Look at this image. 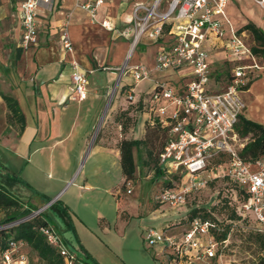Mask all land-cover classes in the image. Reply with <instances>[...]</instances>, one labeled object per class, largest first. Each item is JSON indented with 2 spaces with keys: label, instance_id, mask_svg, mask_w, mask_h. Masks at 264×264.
Here are the masks:
<instances>
[{
  "label": "crops",
  "instance_id": "0c3cea01",
  "mask_svg": "<svg viewBox=\"0 0 264 264\" xmlns=\"http://www.w3.org/2000/svg\"><path fill=\"white\" fill-rule=\"evenodd\" d=\"M137 1L148 4L153 2V0H106L99 9L98 21L95 22L85 8L78 6L77 0H53V7L43 6L40 9L39 45L23 49L21 53L18 50V42L22 35V27L17 12L22 0H16V5L11 12L0 3V22L4 23L2 27L5 28V31L2 27L0 28V35L8 32L5 21H8L9 15L18 38L13 69L6 62L0 71V183L23 203L31 204L37 209L55 199L45 206L42 213L44 215L45 210H53L57 219L67 229L73 231L70 239L62 240L76 253L80 263L90 258L98 264H134L121 257L114 246L115 239L119 236H128L135 227L131 219L132 213L128 210L132 207L131 200L121 195L122 191L118 189V193L115 194L117 199L115 218L111 221L104 216L106 214L98 213L99 219L97 218L96 222L87 220L82 215L76 201L96 187L91 183L90 178L100 175L103 172L102 167L109 172L110 167H101L100 161L103 162L111 156L114 160L113 165L117 164L122 169L119 148L121 141L144 139L146 123L153 121L149 114L148 116L144 114L143 110L137 111L135 102L131 103L127 100V90L133 79L130 75L122 76L121 73L124 67L138 63L154 67L157 51L166 44L163 43L166 37L159 41L151 40L153 43H148L150 38L142 36L131 53L133 35L127 36L125 32L132 24L133 5ZM168 1L165 0L162 3V10L167 9ZM238 3L247 9L250 4L248 0H231L226 10L227 17L234 30L245 31L250 35L251 32L248 29H242L247 23L237 26L234 22L232 13ZM254 4L259 6L255 0ZM259 8L264 13V9L260 6ZM249 13L257 19V16L254 17L256 13L254 8ZM104 19H108L115 30L103 27L101 21ZM261 21L259 26L263 31V14H261ZM65 28L72 42V52L67 51L63 46L62 33ZM139 45H142V51L137 53L136 49ZM212 54L216 61L215 71L219 75L220 70L224 71L228 68V64L221 63L222 55L219 51H213ZM134 56L136 60L132 61ZM141 57L147 59L140 60ZM72 60L79 63L87 76V94L82 100L72 98L73 69L70 64ZM262 68L264 69V66L259 69L262 70ZM165 72H154L151 79H148L149 82L153 85L155 79L163 77ZM178 77H180L179 72ZM119 80V86L113 94ZM261 80H264V71H261V75L251 84L246 94L253 92L257 94V100H260L262 94L256 92L255 86ZM109 94H113V97L115 95L113 103L109 102ZM3 95L17 100L24 115L23 128L20 123L11 122L10 110ZM136 95L137 98L141 95L139 101V107H141L144 103L142 99L146 98L148 93L140 92ZM258 104L259 102H255L257 109H259ZM139 112L146 115L143 124L135 118L127 129H123L121 120L116 118L123 113L134 118ZM243 115L264 124V113L260 115L252 109L250 112L246 109ZM97 122L98 127H101L94 139L91 131ZM137 129L141 131V135L132 136V132ZM138 158L139 153L135 150L136 162ZM81 161L90 164L84 174L85 181L75 184V192H66L62 196L66 189L63 185L71 175L73 176L70 180L75 177L76 168ZM138 172L137 169L135 179L129 180L131 183H135ZM123 179L125 183L124 174ZM35 181L42 183V185H35L43 191V194L34 188ZM105 190L109 191L108 188ZM132 193L131 188V193L128 194ZM149 210L151 214H154L156 209L152 207L151 210L150 207ZM44 217L52 224L46 215ZM181 218L185 219L186 215H182ZM167 220H164L161 230L173 226L166 222ZM150 227L153 226L145 225L143 229H146V232ZM99 228L104 231L106 241L99 236L97 232ZM177 228V226L171 227L173 231L178 230ZM156 249L155 257H162L163 255L159 254L160 249ZM163 258L166 261L164 256ZM152 262L151 264H157L155 261Z\"/></svg>",
  "mask_w": 264,
  "mask_h": 264
},
{
  "label": "built area",
  "instance_id": "2783aa9c",
  "mask_svg": "<svg viewBox=\"0 0 264 264\" xmlns=\"http://www.w3.org/2000/svg\"><path fill=\"white\" fill-rule=\"evenodd\" d=\"M106 0H77L93 21H98V11ZM153 0L151 4L137 1L133 5V19L125 34L133 32L131 50L142 36L163 45L156 53L154 67L143 63L126 66L123 75H130L135 84L151 79L154 72L172 69L179 72L178 89L155 80V86L142 99L153 119L168 129V138L160 153V165L166 173L180 176L179 184L172 181L160 192L161 203L173 207L184 205L187 197L197 193L217 179H229L239 188L234 206L240 219L249 221L248 227L264 232V155L256 160L245 159L241 151L247 144L237 130L240 117L247 108L244 94L252 77V69L261 66L256 61L252 47L253 37L245 31H236L227 17L231 0ZM264 9V0H255ZM53 7V0H22L17 17L22 27L18 46L28 49L39 45L41 7ZM143 12V14H141ZM103 27L115 30L104 19ZM264 32V30H263ZM64 48L72 52V42L67 28L62 33ZM213 51L222 55V64L228 68L216 73ZM254 63L247 65L245 61ZM72 72V98L82 100L87 94V76L79 63L70 62ZM215 73L218 77H216ZM119 82L114 90L116 92ZM134 85L127 90V100L138 103ZM112 94V96H113ZM131 193V181H127ZM34 210L22 219L0 226V230L33 218L42 213ZM220 219L197 217L187 222V227L174 232L171 227L158 230L150 227L146 241L156 246L166 258V264H216L229 244L228 237L219 242L216 231L222 230ZM50 245L57 249L63 264H82L74 251L64 243L54 226L40 229ZM28 244L23 239H10L0 249V264H26ZM160 254V255H161Z\"/></svg>",
  "mask_w": 264,
  "mask_h": 264
},
{
  "label": "rangeland",
  "instance_id": "374dc122",
  "mask_svg": "<svg viewBox=\"0 0 264 264\" xmlns=\"http://www.w3.org/2000/svg\"><path fill=\"white\" fill-rule=\"evenodd\" d=\"M248 1L250 2V4H248V9L245 6L242 7V4H240L241 2L238 3L237 7L234 8V13L232 14L234 22L237 26H241L244 23H248L250 21L254 22L256 25L259 26L262 22L261 14L264 15L263 11L259 8V6L254 4V0ZM0 3L3 6H6L9 9V12H11L16 5V0H0ZM253 8L256 12L254 17L257 16V19L253 18L252 14L249 13L251 10H253ZM231 10L233 11V9ZM7 17L8 21H5V23L8 25V32L7 34L0 35V65H2V67H0V71L3 69V66L6 62L8 63V66L10 68L14 67V52L15 48L18 47L17 35L15 33L12 22L10 21L9 15ZM2 24L4 25L3 22H0V28L2 27ZM2 29H4L5 31L4 27H2ZM131 35H133L132 31ZM151 40L153 41V39H150L148 43H151ZM141 49L142 45H139V47H137L136 49L137 53L142 51ZM255 56L257 63L260 66H264V59L261 56ZM146 59L142 58L140 60ZM133 60H136V56L133 57L132 61ZM245 63L247 65H251L254 62L252 60H248L245 61ZM165 71L166 72L163 77L155 80L165 82L167 83V86H173L174 88L178 89V87L181 86V79H179L178 77V72L173 71L172 69ZM261 71H264V69L262 68L261 70L258 68H253L252 73L250 74L252 77L251 81L259 77V75H261ZM130 85H134L133 91L136 94H139L140 92H143L144 94H149L150 92H152L155 83L152 85V83L149 82L148 79H145L140 81V83L135 84L134 81L131 80ZM255 89L256 92L262 94L263 99L261 98L262 100H257V94L253 92L247 94L245 93L244 99L247 104L246 109L247 112H250L252 109L255 113L262 115L264 113V80H261V82L257 83ZM140 98L141 95H138L137 99ZM108 99L110 100V103H113L115 95L113 97L111 94H109ZM255 102H259V109L256 108ZM139 104V102L136 103L138 109L137 111L143 110L144 114L146 113L148 116V108H146L147 104L145 106L143 103L141 107H139ZM140 114H142V116ZM144 114L139 112L137 117H134L132 119L136 118V121H138L139 123L142 122L143 124L144 116L146 117V115ZM98 122L95 124L93 130L91 131V136H94V139L97 137L101 127H98ZM138 129L137 131L132 132V136L139 137L141 135V131L139 132ZM250 137L251 135H248L247 137L241 136L244 142H248ZM162 143L163 140L159 135L157 136V138H155V144H152L151 147L148 146V149H151L150 151L153 152V156L151 157L147 156L145 147L141 148L137 162V169L141 174L139 175L138 172V177L135 183H132V194H128L126 192V188H128L127 185L126 188H123L124 179L122 169H120L117 164L113 165L112 162L114 160L110 156L106 158V160H103V162L100 161L101 167H110L109 172L106 171V169L104 170L102 167L103 172L100 175L90 178L91 183L95 184L96 187H94L91 192H87L83 198L77 199L76 201L78 209H80L83 213L82 215H84L87 220L91 219L96 222L98 218V213L106 214L104 216L113 221L116 215L117 199L115 194L118 193V189L122 191L121 195H124L125 197H128L129 200H131L130 204H132V207L127 209L132 213L131 219L135 223L133 232L129 235L125 233V235L128 236H119L118 239H115V241H113L116 252L120 254V256L123 257L127 262H133L134 264H151L153 263L152 261H155L157 264H160V262L163 264L164 261V264H166V261L163 258L164 255H161L162 257L159 258L155 257L154 250L157 251L156 248L158 247L148 245L145 239L146 229H143L145 225H152L153 227H156V229L161 230L160 228H162L164 220L171 218L166 222H168L169 224H173V226L171 227L177 226L178 230H174V232H179L183 228L187 227L186 224L189 221L186 218L183 220L181 216L185 214L186 217H190V209H193L194 207L201 208L203 206L213 207V209H211L212 216L217 217L221 221L224 220L225 223H228L230 221L229 219H231L232 217L231 215L233 213V209L235 210L234 206H236L237 204L236 199L238 197L236 196V194L238 193L239 188L233 181L227 178H221L210 182V184L205 188L201 189L197 193L188 196L184 205L173 207L169 204L161 203L159 200L160 192L162 191V189H164V187H167L169 185L168 182L170 181V183H172V181H176L179 184L182 182L180 176H172L166 172H163L161 176L158 175L157 170L159 167H161L160 159L158 158V153L163 151L164 147ZM89 165L90 164H85V161H81V163L78 164L75 171V177L70 180L73 176L71 175L70 179L66 181L63 185V187H65L66 189L64 190L62 196L66 192H75V184H81L85 181L84 174ZM102 176L104 178H102ZM35 184L42 185V183L39 181H35L33 182V186L35 189H38L40 193L43 194V191L39 189ZM57 185L60 186V184ZM105 188H108L109 191H106ZM150 207L151 210L152 207L156 209L154 214H151V211L149 210ZM206 210L210 211V209ZM4 215V211H0V218L4 217ZM44 215L49 218L52 223L50 225L54 226L55 230H57V232L60 234L61 238L64 241L66 239H70V236L73 235V231L71 229H67L65 225L57 219V217L54 215L53 210H45ZM97 232L99 236L103 239V241H106V235L104 231L99 228ZM250 234L251 231L248 229V227L236 226L234 230H232L230 233V242L228 246L224 249L223 256L216 264H261L260 258L264 257V251L259 252V248L257 247V244L254 242ZM26 252L28 256V261L26 264H42L38 258V255L31 249L30 246L27 247Z\"/></svg>",
  "mask_w": 264,
  "mask_h": 264
},
{
  "label": "trees",
  "instance_id": "16d2710c",
  "mask_svg": "<svg viewBox=\"0 0 264 264\" xmlns=\"http://www.w3.org/2000/svg\"><path fill=\"white\" fill-rule=\"evenodd\" d=\"M242 29H248L252 33L255 45L252 47L253 53L257 56H261L264 59V32L260 27H258L254 22L250 21L242 27ZM19 53L23 50L19 47ZM256 80V78L249 83L247 89L250 88L251 84ZM8 109L10 110V120L21 124V128L24 127V115L22 114L17 100L13 97L3 95ZM117 120H121L123 129H127L132 123V118L127 115L120 114L116 116ZM238 132L242 137H247L251 135L249 141L241 151V155L245 159L256 160L257 158L264 155V124L256 122L252 119L247 118L245 115H241L240 121L237 127ZM161 137L163 140V147L166 144L168 138V129L163 128L158 120L153 123H146V136L144 139H123L120 143L121 152V166L122 171L125 176V183L123 188L126 187V183L129 180L135 179V173L137 170V162L135 160V150L140 153L141 148L145 147L147 156H153V152L148 149L152 144H155V138L157 136ZM164 149V148H163ZM161 153V152H160ZM158 153V158L160 157ZM165 170L159 167L157 170L158 175H162ZM170 184V181L168 182ZM206 209H210L207 211ZM213 207H194L190 209V217H186L188 220L200 217L202 219H212L218 220L217 217L212 216ZM34 210H37L31 204L23 203L17 196L11 193L3 184L0 183V211H4V217L0 218V226L13 221L22 219L30 215ZM225 223L222 222V230L216 231V240L219 242L224 241L232 230L236 226L248 227L249 221L246 219L242 223H237L240 217L237 215L236 211L233 209V213ZM184 220V219H183ZM50 223L44 217L43 213H40L33 218L24 220L17 225L12 227L4 228L0 230V249L7 246L10 239H23L27 242L28 246L36 252L38 258L42 264H63V258L60 253L52 245L48 243L45 235L40 230L41 227L48 226ZM248 229L251 231V236L254 242L259 248V252L264 251V232L256 231L250 227ZM261 264H264V257L260 258ZM82 264H98L92 259L88 258Z\"/></svg>",
  "mask_w": 264,
  "mask_h": 264
},
{
  "label": "water",
  "instance_id": "95a60500",
  "mask_svg": "<svg viewBox=\"0 0 264 264\" xmlns=\"http://www.w3.org/2000/svg\"><path fill=\"white\" fill-rule=\"evenodd\" d=\"M54 200H55V199H53L52 201H49V202L47 203V205H48L49 203H52ZM47 205H44L43 207H41V208L38 209V210H42V209L45 208V206H47Z\"/></svg>",
  "mask_w": 264,
  "mask_h": 264
},
{
  "label": "bare ground",
  "instance_id": "6f19581e",
  "mask_svg": "<svg viewBox=\"0 0 264 264\" xmlns=\"http://www.w3.org/2000/svg\"><path fill=\"white\" fill-rule=\"evenodd\" d=\"M133 52V50H131V53Z\"/></svg>",
  "mask_w": 264,
  "mask_h": 264
}]
</instances>
